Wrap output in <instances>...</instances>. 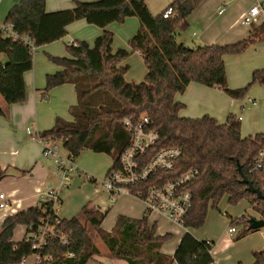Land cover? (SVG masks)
Returning <instances> with one entry per match:
<instances>
[{
	"label": "trees",
	"instance_id": "1",
	"mask_svg": "<svg viewBox=\"0 0 264 264\" xmlns=\"http://www.w3.org/2000/svg\"><path fill=\"white\" fill-rule=\"evenodd\" d=\"M203 1L176 0L169 6L174 8L176 17L164 19V11L159 16L150 12L147 0L77 2L72 9L52 13L46 11V0H22L11 9L6 20L20 36L33 40L38 49L62 40L68 27L79 20L104 30L93 46L73 42L67 45L70 57L50 58L61 70L47 77L45 92L73 84L78 102L70 109L73 121L57 118L54 127L41 136L60 141L74 160L88 150L108 154L114 161L112 171L118 167V156L131 139L122 120L148 116L161 139L145 161L158 150L172 146L180 147L182 156L172 172L157 174L159 182L153 178L135 190H146L198 170L199 175L189 185L192 207L183 219L185 229L203 227L209 208L219 210L224 198L232 205L248 201L252 211L264 219V165L256 169V161L264 153V134L243 137L241 122L233 115L225 123L208 115L200 119L180 115L185 105L176 97L184 94L191 83L217 87L230 97L243 100L249 86L236 90L229 87L224 58L242 54L254 40L264 39L262 26L254 29L249 39L232 45L190 48L179 43L177 30L181 22ZM131 17L138 18L141 27L131 39L130 47L132 52L143 53L147 68V76L140 84L126 81L128 66H122V62L131 52L114 53V33L108 29ZM4 54L7 61L2 60ZM33 55L23 40H14L0 30V94L8 105L26 100L24 74L34 67ZM253 83L264 84V71L254 73ZM4 114L0 107V116ZM4 176L0 168V180ZM243 176L262 192L263 199L248 191ZM108 212L85 207L82 215L88 227L78 217L57 222L49 202L9 216L0 229V264H20L35 254L27 237L14 242V233L19 225H24L29 234L45 220L69 235L70 244L62 246L58 241H49L43 254L52 259L43 264H88L100 255L92 232L104 242L112 258L128 264H212L214 261L209 253L214 242L200 241L190 232L185 233L173 256L162 253L163 245L172 235H158L157 225L150 224L147 213L142 219L120 216L113 231L106 232L102 223ZM250 217L244 215L232 221L231 226H243L236 241L258 231L250 229ZM254 259L255 264H264V251L254 253Z\"/></svg>",
	"mask_w": 264,
	"mask_h": 264
},
{
	"label": "crops",
	"instance_id": "2",
	"mask_svg": "<svg viewBox=\"0 0 264 264\" xmlns=\"http://www.w3.org/2000/svg\"><path fill=\"white\" fill-rule=\"evenodd\" d=\"M21 1L0 0V22L6 23L11 9ZM97 1L100 0H46V11L52 13L72 9L77 2L92 3ZM174 1L176 0H147V6L154 16H159ZM257 1L204 0L186 20L181 22L177 30L178 42L190 48H197L232 45L249 39L254 29L264 27V25H255L251 28L243 27L240 18ZM140 27V21L136 17L128 18L124 23H114L108 27L114 33L112 44L114 53L119 50L131 52V55L122 62V66H128L125 75L126 81L136 84L142 83L147 76L144 59L138 52H132L130 47V41ZM103 32L102 28L88 24L84 20L74 22L68 27V33L62 40L39 48L33 55L34 67L24 74L26 86V100L24 102L8 105L0 94V107L5 111V114L0 116V168L5 174L4 178L0 180V195L4 194L7 201V208L0 210V229L7 217L44 205L47 202L46 193L49 187L56 190L60 189L61 206L58 216L61 220L77 217L85 207L100 208L102 211H109L105 218L106 221L104 220L102 223V228L106 232H112L120 216L142 219L146 213L144 202L134 196H122L114 203H110L108 193L100 186H96L95 182L88 181L83 175L91 176L94 181L103 180L113 165L110 163V155L89 150L84 151V154L77 161V165L83 174L75 175L68 188H61L60 178L55 177L56 171L59 176L56 163L52 159L44 157L43 145L30 138L27 133L28 129H31L34 134L52 129L57 118L73 121L70 109L78 102L75 86L64 84L45 92L47 77L61 70L50 58L70 57L67 45L73 42H86L93 46ZM263 40L256 39L253 43ZM2 60L7 61L6 54L2 55ZM224 61L226 71L230 66H234L236 68L235 75L240 78L239 82L236 80L232 82L229 79V87L236 90L249 86L247 96L243 100H238L230 97L220 88H210L191 83L184 94L176 97L178 102L185 105L180 113L181 117L200 119L208 115L220 123H225L230 115L237 118L243 117L237 114L238 108H240L242 112L249 110L247 120L241 129L242 136L246 138L263 133L259 117L264 118V84L253 83V75L257 71H264V47L261 54L252 56L244 52L239 55H227ZM61 144L59 142L60 146ZM248 205L249 210L255 214L253 218L261 219L252 211L249 202ZM153 216L168 220L160 214ZM107 220H111L110 223H107ZM149 222L157 225V234L160 236L167 234L172 235V237L174 235L179 236L175 246H169L166 242L161 249L162 253L170 256L175 254L185 233L190 232L192 234L190 229H185L171 221L169 222L177 230L172 231L174 235L160 231L158 218H151ZM263 229L251 235L257 236L259 240L253 248L254 253L264 251ZM235 234L228 235L226 239L218 240V242L214 239L209 240L214 242V248L216 247L218 250V255L223 256L228 249L235 246L236 241L232 240ZM27 235V227L19 225L15 230L13 240L14 242H21ZM96 239L94 243L99 249L100 255H107V262L98 260L100 255L95 256L96 258L94 257L93 260L98 261L99 264H128L124 260L112 258L111 255L108 256L107 253L109 252L99 247ZM198 240L202 241L201 239ZM172 241L174 244V240ZM214 259L218 264H221L215 258V252ZM239 263L244 264L243 262Z\"/></svg>",
	"mask_w": 264,
	"mask_h": 264
},
{
	"label": "built area",
	"instance_id": "3",
	"mask_svg": "<svg viewBox=\"0 0 264 264\" xmlns=\"http://www.w3.org/2000/svg\"><path fill=\"white\" fill-rule=\"evenodd\" d=\"M222 13V12H221ZM176 13L173 7H168L163 12L164 19L175 18ZM240 23L245 27H253L255 25H264V0H258L256 4L246 11L240 18ZM0 30L14 40H23L32 50L33 54L38 51L33 40L29 37L20 36L10 23L0 22ZM138 54L143 57L142 52ZM239 121L243 117L238 118ZM125 131L130 135V143L127 149L118 156V167L108 173L101 181L94 179L82 173L76 160L68 154H64L60 141L45 139L41 133L34 134L31 129L27 130L30 138L39 141L43 145V155L52 159L58 168V174L61 181V188H68L73 181L75 175H84L90 182H95L109 195V202L114 203L122 196H134L142 200L146 206V213L160 214L169 221L183 227V219L192 207V194L189 185L199 175L198 170H190L180 177L154 185L144 189L135 188L150 180L160 181L157 174L160 172H172L178 160L182 156V150L178 146H172L158 150L149 161H145L146 155L153 150L160 141V134L153 126L152 120L148 116H143L136 120L132 117H125L122 120ZM264 165V153L256 161V169ZM134 188V190H133ZM47 202L52 204V211L57 222L61 220L58 211L61 206L60 189L56 190L49 187L46 193ZM7 208L6 196L0 195V210ZM184 228V227H183ZM237 232L236 228L230 226L227 235H233ZM27 240L31 243V247L36 255L35 264H43L51 261V257L43 254V250L49 241H58L62 246L70 244L69 235L59 230L50 221H43L39 227L31 231L27 235ZM209 241V240H208ZM209 253L214 258V248ZM72 254H69L71 257ZM24 258L21 264L27 261ZM212 264H218L214 259Z\"/></svg>",
	"mask_w": 264,
	"mask_h": 264
},
{
	"label": "rangeland",
	"instance_id": "4",
	"mask_svg": "<svg viewBox=\"0 0 264 264\" xmlns=\"http://www.w3.org/2000/svg\"><path fill=\"white\" fill-rule=\"evenodd\" d=\"M263 47H264V40L261 42H255V43L251 44V46H249L247 51H245V52H246V54H249L252 56L257 55V54H261ZM256 49L258 50L257 52L255 51ZM235 69L236 68L234 66H230L229 68H227L228 85H229V79L232 82H233V80H236L238 82L240 81V78H238L235 75ZM248 91H249V89H248ZM238 109H239V111L237 114L244 117V120L241 121V123H240L241 129H243V126L247 120V116L249 115V110H245L244 112H242L240 108H238ZM259 118L261 119L260 126L262 127V130L264 133V118H262V117H259ZM61 149L63 150V152L65 154L67 153L65 151V149L63 148L62 144H61ZM83 154H84V152L81 154V156ZM79 158L75 159L76 163H77ZM110 163L113 164V158L111 156H110ZM55 175L54 176L57 179H59V176L57 175V171H56ZM95 185L97 186V184H95ZM248 206H249L248 201L244 200L237 205H232V204L228 203L227 198H224L220 203L219 210H216L213 207L209 208L208 213H207L206 222H205L203 227H201L199 229H190V231L192 232V234L196 238L201 239V240L214 239L216 242H218V240L226 239L228 237L226 232H227L228 228L231 226L232 221H234L236 218H240L242 215H246L247 217L251 216L250 218H253L255 216V214H253L249 210ZM153 215L154 214L150 215L149 219H151V218H153V219L158 218L159 219L158 226H159L161 232L173 233L174 231H177L176 227L174 225H172L171 222H169L168 220H165L161 217H156ZM151 216H153V217H151ZM77 217L80 219L81 223L84 226L88 227L86 219L84 218L82 213H79L77 215ZM110 221L111 220H107V223H110ZM235 227L237 229V234H235V236L232 238V240L234 242L236 241V238L238 237L240 232L243 230V226L241 224H237ZM173 235H174V233H173ZM251 235L252 234L245 237L247 239L243 238L239 241H236L235 246L228 249L224 253L223 256L218 255V250L215 247L214 248L215 258L217 260H219V262L221 264H238L239 262H243L244 264H255L254 263L253 248H254V246H256L258 244L259 240H258L257 236H251ZM92 236H93V240H95L97 238L96 243L99 247L104 248L108 251V249L106 248L103 241L98 239L99 237L94 232H92ZM178 237L179 236H177V235H174L173 237H171V239L169 241H167L168 245L169 246H171V245L175 246L177 244ZM172 240H174V244H173ZM107 254H108V256L110 255V253H107ZM98 260L107 262V255L101 254L99 256ZM35 262H36V255L33 254L30 257H28L27 261L23 264H35ZM88 264H99V263H98V261H95L92 259L91 261H89Z\"/></svg>",
	"mask_w": 264,
	"mask_h": 264
},
{
	"label": "water",
	"instance_id": "5",
	"mask_svg": "<svg viewBox=\"0 0 264 264\" xmlns=\"http://www.w3.org/2000/svg\"><path fill=\"white\" fill-rule=\"evenodd\" d=\"M243 177H244V183L248 185V191L252 194L257 195L259 198L263 199L262 192L259 189H256L254 185L250 181H248L245 176ZM249 224L251 230H260L264 228V219L251 218Z\"/></svg>",
	"mask_w": 264,
	"mask_h": 264
}]
</instances>
